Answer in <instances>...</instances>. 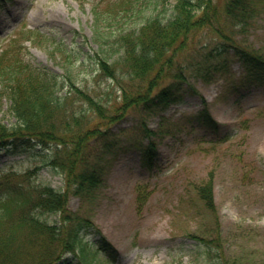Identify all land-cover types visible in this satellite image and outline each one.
<instances>
[{
  "label": "rangeland",
  "instance_id": "1",
  "mask_svg": "<svg viewBox=\"0 0 264 264\" xmlns=\"http://www.w3.org/2000/svg\"><path fill=\"white\" fill-rule=\"evenodd\" d=\"M184 1L0 0V52L8 48L5 53L58 75L60 95L71 96L58 116L60 135L76 130V120L89 130L71 169L55 172L22 147L0 149V170L38 167L36 183L67 192L66 208L84 220L80 234L95 251L88 264H204L194 255L205 244L208 260L264 264V84L248 77L231 44L233 36L239 47L264 57V0L242 32L226 17L228 0H206L204 14L189 8L196 16L207 13L213 24L193 27L164 64L141 77L121 58L123 47L107 58L109 67L99 61L97 34L116 43L119 30L140 29L151 16L168 20ZM216 49L223 50L213 55ZM165 88L176 100H157ZM11 106L0 83V120L8 126L16 122ZM205 106L219 125L196 119ZM147 141L155 144L151 165L142 159ZM88 171L95 181L77 192V174ZM210 179L213 209L198 194ZM51 250L45 264L70 262L77 253L58 245Z\"/></svg>",
  "mask_w": 264,
  "mask_h": 264
},
{
  "label": "trees",
  "instance_id": "2",
  "mask_svg": "<svg viewBox=\"0 0 264 264\" xmlns=\"http://www.w3.org/2000/svg\"><path fill=\"white\" fill-rule=\"evenodd\" d=\"M205 6L208 7L206 0H185L178 13L168 20L159 15L151 16L141 24L140 29L136 28L131 32L126 29L119 30L115 35L119 36L116 43L115 38L112 40L103 33L97 34V42L103 54V57L99 58L101 65L103 68L109 67L107 58L112 56L115 47L119 46L123 47L121 58L123 57L131 73L136 77L146 75L156 66L164 64L175 44L194 26L213 24L214 20L205 17L207 13L205 16H196L189 9L193 7L204 14L209 9ZM258 7L259 0H228L225 14L242 32L249 27V19L258 13ZM96 16L99 22L102 16L98 12ZM216 30L221 36L227 37L228 33L222 26H216ZM231 37L234 42H230L236 55L246 65L248 76L259 81V84H264V57L239 47L235 38ZM221 50L214 51L220 53ZM10 53L0 57V83L8 90L16 122L8 126L0 120V146L9 145L8 151L24 147L30 150L33 156L38 157L40 162L51 165L58 173L68 166L71 169L70 164L74 162L81 144L89 136V130H84L81 122L76 120L79 125L76 130L72 128L68 136L60 135L58 131L62 122L58 121V116L71 96L67 99L66 96L60 95V82L56 73L27 64ZM76 89L79 94L90 97L79 88ZM157 97V100L163 102L176 99L173 92L167 88L162 89ZM90 100L98 104L95 100ZM195 117L207 125L216 123L205 108ZM36 149L38 150L33 151ZM141 152L144 163L151 165L155 153L154 142L144 143ZM16 167L10 165L7 171L2 169L0 174V264H45L42 257L48 254L47 258L52 259L55 253H51V249L57 245L60 248H77V254L73 255L76 258L75 263L66 264H78V261L89 263L95 251L91 249L92 243H86L80 234L84 220L66 208L67 192L49 183H36L33 176L38 172V167L29 168L24 172ZM70 172L72 173V170ZM77 176L78 182H74L77 192L83 185L89 186L96 179V174L90 171L79 172ZM198 194L205 206L213 209L211 179L198 187ZM53 215H56V218L52 221L50 217ZM99 240L102 244L107 243L102 237ZM102 244L101 247L106 249ZM211 255L210 246L205 244V247L202 246V249L195 252L196 263L204 259V264H220L218 261L208 260ZM94 264L101 262L96 261Z\"/></svg>",
  "mask_w": 264,
  "mask_h": 264
}]
</instances>
